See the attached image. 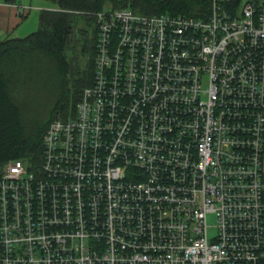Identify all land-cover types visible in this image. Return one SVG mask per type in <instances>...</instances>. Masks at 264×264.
Here are the masks:
<instances>
[{
	"label": "built area",
	"instance_id": "obj_1",
	"mask_svg": "<svg viewBox=\"0 0 264 264\" xmlns=\"http://www.w3.org/2000/svg\"><path fill=\"white\" fill-rule=\"evenodd\" d=\"M234 3L94 13L90 86L0 173V264H264V1Z\"/></svg>",
	"mask_w": 264,
	"mask_h": 264
},
{
	"label": "trees",
	"instance_id": "obj_2",
	"mask_svg": "<svg viewBox=\"0 0 264 264\" xmlns=\"http://www.w3.org/2000/svg\"><path fill=\"white\" fill-rule=\"evenodd\" d=\"M51 1L56 3V9L39 12L34 32L22 38L0 40V173L8 161L16 159L37 168L41 164L43 135L49 123L56 117L72 114L82 90L90 86L95 56L94 13L128 8L141 15L205 19L211 6V0ZM241 1L235 0L234 4ZM37 73L52 78L56 101L51 116L26 123L18 98Z\"/></svg>",
	"mask_w": 264,
	"mask_h": 264
},
{
	"label": "rangeland",
	"instance_id": "obj_3",
	"mask_svg": "<svg viewBox=\"0 0 264 264\" xmlns=\"http://www.w3.org/2000/svg\"><path fill=\"white\" fill-rule=\"evenodd\" d=\"M44 1L46 2L47 7H49L50 9H56L57 7L56 3H54L51 0H44ZM37 27L34 29V31L37 29ZM16 38H21V37H16ZM53 83L54 82L52 78L48 74L42 75L41 73H37L29 82L30 86L25 87L27 89L23 92L24 94L21 95L20 98H18V102L21 104V108L25 112L24 121L26 123L45 119L51 116V114H53L52 109L54 107L56 101V95H57V91L55 89L56 87L54 86ZM263 158H264V154H263ZM209 223L211 224L213 223L212 218L209 219Z\"/></svg>",
	"mask_w": 264,
	"mask_h": 264
},
{
	"label": "crops",
	"instance_id": "obj_4",
	"mask_svg": "<svg viewBox=\"0 0 264 264\" xmlns=\"http://www.w3.org/2000/svg\"><path fill=\"white\" fill-rule=\"evenodd\" d=\"M46 5L44 0H0V40L22 38L34 32L38 26L39 12L44 8L50 9Z\"/></svg>",
	"mask_w": 264,
	"mask_h": 264
}]
</instances>
